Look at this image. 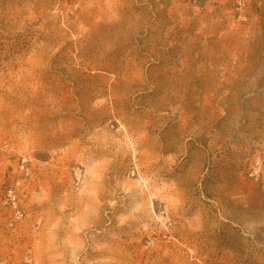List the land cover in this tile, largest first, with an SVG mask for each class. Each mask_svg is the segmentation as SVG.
<instances>
[{
  "label": "rangeland",
  "instance_id": "374dc122",
  "mask_svg": "<svg viewBox=\"0 0 264 264\" xmlns=\"http://www.w3.org/2000/svg\"><path fill=\"white\" fill-rule=\"evenodd\" d=\"M0 264H264V0H0Z\"/></svg>",
  "mask_w": 264,
  "mask_h": 264
},
{
  "label": "built area",
  "instance_id": "2783aa9c",
  "mask_svg": "<svg viewBox=\"0 0 264 264\" xmlns=\"http://www.w3.org/2000/svg\"><path fill=\"white\" fill-rule=\"evenodd\" d=\"M76 186L80 185L81 179H82V173L81 172H76Z\"/></svg>",
  "mask_w": 264,
  "mask_h": 264
}]
</instances>
